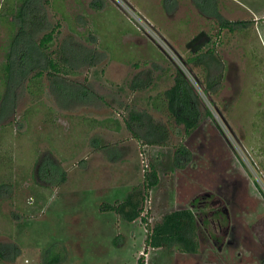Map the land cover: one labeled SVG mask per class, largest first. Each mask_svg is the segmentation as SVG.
<instances>
[{
  "label": "rangeland",
  "instance_id": "1",
  "mask_svg": "<svg viewBox=\"0 0 264 264\" xmlns=\"http://www.w3.org/2000/svg\"><path fill=\"white\" fill-rule=\"evenodd\" d=\"M24 1L0 0V63L12 37L7 17L12 19L11 12ZM111 1L125 14L118 1ZM126 1L173 48L164 33L179 38L190 31L184 21H178L183 7L174 20L177 24L168 23V30L160 32ZM187 5L194 32L204 29L212 34L209 47H214L224 62L213 64L212 75L218 78L222 74L223 78L211 97L202 78L195 75L200 74L199 69H183L204 100L203 117L190 133L183 126L170 124L172 138L166 145L137 139L126 126L128 112L113 95L124 105L149 108V93L164 91L173 84V77L159 78L149 90L135 93L129 88L135 68H114L105 58L101 64L82 66L69 78L89 85L105 96L106 102L99 97L98 106L90 101L87 106L73 108L64 101L63 107L58 105L46 87V76L39 96L24 90V85L16 88V111L0 124L5 129V145L12 148L15 158L14 196L0 201V242L17 243L22 254L14 263L0 264H44L49 247L47 258L58 252L62 255L59 264H138L143 257L146 264H264V177L258 175L264 173V0H220L221 14L231 20H249L247 30L220 28L215 18L202 17L191 0ZM67 10L73 17L78 1L68 0ZM49 14L58 39L70 34L67 19H58L51 8ZM108 14L100 29L108 28ZM72 24L77 31L78 26L84 29L78 20ZM73 37L74 44L95 49L96 43L75 32ZM185 42L178 43L183 50L179 52L182 56L177 52L181 60L187 51ZM108 45L109 53L132 57L124 48L116 51L113 42ZM170 62L166 71L157 68L154 74L169 76L175 66L182 69L174 59ZM208 109L213 116L206 114ZM154 116L167 121L158 111ZM106 117L120 118L121 130L92 123ZM182 145L190 150L191 158L177 167L175 152ZM45 151L58 158L67 173L65 183L52 188L35 183L34 167ZM152 164L158 167L160 183L150 189L142 217L130 222L113 210L102 209L103 203L121 202L135 185L143 184ZM182 208H191L197 215L198 252L151 246L146 238L152 226L167 212Z\"/></svg>",
  "mask_w": 264,
  "mask_h": 264
},
{
  "label": "trees",
  "instance_id": "2",
  "mask_svg": "<svg viewBox=\"0 0 264 264\" xmlns=\"http://www.w3.org/2000/svg\"><path fill=\"white\" fill-rule=\"evenodd\" d=\"M201 12L215 18L220 28L229 30H247L251 25L249 20H231L224 17L219 9L220 0H193ZM44 3L37 0H25L7 17V23L12 31V37L5 48V59L0 63V124L16 111V88L24 85L34 96L44 92L42 78L47 77L49 89L58 105L73 108L78 104L92 101L100 97L96 91L86 84L69 78L75 75L82 66L97 65L103 57L97 49H88L84 44H74L73 34L58 39L57 26L49 20ZM10 14V13H9ZM183 61L190 70L199 69L201 82L206 92L213 97L217 94L220 78L212 75V66L224 65L214 47L205 51L190 54ZM78 69V70H77ZM173 84L153 97V106L166 115L167 121L156 119L151 113L129 112L127 126L137 139L146 144L166 145L171 141L172 123L183 126L186 133L196 129L203 117V99L186 73L175 66ZM193 72V71H192ZM197 77V78H198ZM200 78V79H201ZM2 83V84H1ZM151 81L140 80L134 76L129 82V88L139 89L148 87ZM212 102L216 103L212 98ZM220 110V109H219ZM221 112V111H220ZM206 114L213 116L208 109ZM171 124V125H170ZM120 128H118L119 130ZM171 129V130H170ZM178 130V128L176 129ZM176 133H180V130ZM5 129L0 125V201H8L15 193L13 167L15 158L13 150L7 147ZM182 155L186 156L183 158ZM191 158V152L184 145L175 152L174 166L182 167ZM143 184L135 185L121 202L103 203L102 209L113 210L126 221H135L142 217L150 189L160 183L157 165L152 164L145 174ZM33 178L36 184L46 188L59 186L67 181V173L61 169L58 158L52 151L40 155L34 167ZM143 219H146L143 217ZM146 241L154 248H177L188 253L199 250L197 215L191 208H182L167 212L157 221L148 232ZM50 248L46 251L44 264H59L60 253L47 258ZM22 254L21 247L15 242H0V262L14 263ZM264 263V261H263ZM138 264H146L144 257Z\"/></svg>",
  "mask_w": 264,
  "mask_h": 264
},
{
  "label": "crops",
  "instance_id": "3",
  "mask_svg": "<svg viewBox=\"0 0 264 264\" xmlns=\"http://www.w3.org/2000/svg\"><path fill=\"white\" fill-rule=\"evenodd\" d=\"M38 1V0H37ZM44 3V8L47 11V14L50 16L49 11L50 8L53 9V12L58 13V19H67L70 28V34L77 33L78 36L84 37L87 41L96 43L95 49H97L100 53H102L103 57L100 59H107L110 61L109 65L121 66V67H133L135 69L133 72V77L138 76L142 81H151L150 84H153L159 78L173 77L174 80V71L169 72V76H162L163 74H159L156 76L154 74V70L159 68L162 71H166L169 67H171L172 63L170 62L169 55L164 51V49L156 43L154 40L150 42V39L145 37L141 31H139L129 19L126 18L125 14L122 10L111 0H77L78 1V12L73 14V17H70V13L68 12V0H39ZM136 8H138L146 17H148L154 24H156L157 28L161 31H166L165 27L168 26V23H174L176 21V16H178L180 9L183 7L184 14L182 18H178V21L183 22L184 26H188L190 31L188 33H183L179 36V38L175 35H168L164 33L167 39L172 41V45L174 48H177V52L183 53L178 47V43L185 42V47H187V51L183 55L188 57L190 54H196L199 51H205L206 47L208 49L210 42H212V34L210 31H206L204 29L198 30L194 32V20L192 19L193 15H189L188 12V3L190 0H129ZM51 2L50 4H48ZM191 2L194 4L193 0ZM195 5V4H194ZM50 6V7H48ZM196 7V5H195ZM199 13L202 17H210L207 14L200 11L197 7ZM181 12V11H180ZM110 16L109 18V26L108 28H101L102 23L106 20V14ZM48 16V17H49ZM50 18V17H49ZM76 18V19H75ZM170 18V19H168ZM78 20V25H84V29L81 30L78 26V31L76 30V26L72 24V22ZM94 23V24H93ZM181 24V26H183ZM73 32V33H71ZM168 32V31H167ZM170 34V33H169ZM190 34V35H189ZM202 36L195 40L199 35ZM150 38V37H149ZM173 38V39H172ZM182 39V40H181ZM195 40L193 43L192 41ZM174 41V42H173ZM114 44L116 51L118 48H124L131 58H124L122 56H118L116 54L109 53L110 43ZM182 44V43H181ZM98 46V47H97ZM97 47V48H96ZM113 47V46H112ZM113 47V51H114ZM153 49V50H151ZM205 49V50H204ZM153 52V55L151 54ZM115 52V51H114ZM159 53V54H158ZM179 53V54H180ZM168 55V56H167ZM182 56V54H180ZM158 57V58H157ZM114 60L113 63L110 60ZM98 62V64L101 62ZM168 65V66H167ZM175 68V67H174ZM151 89V88H150ZM149 90V87L134 89L135 93H141L142 91ZM163 92V91H162ZM161 93L160 91H155L154 93H149V108L140 109L135 105H124L123 101L120 99L117 100L116 95L115 100L119 104V106L125 107V110L128 112V116H125L124 119L127 121L129 118V112L132 111H140V112H148L154 116L155 111L160 112L153 106V97H156ZM99 99L94 98L91 101V104L97 103L99 104ZM89 102L80 103V106H87ZM155 118V116H154ZM131 120V119H130ZM98 123L101 126L113 128L115 130H121L122 122L120 118L116 117H106L101 120L93 119L92 123ZM127 126V122H126Z\"/></svg>",
  "mask_w": 264,
  "mask_h": 264
},
{
  "label": "built area",
  "instance_id": "4",
  "mask_svg": "<svg viewBox=\"0 0 264 264\" xmlns=\"http://www.w3.org/2000/svg\"><path fill=\"white\" fill-rule=\"evenodd\" d=\"M120 3L121 8L124 10L129 21L143 33L149 35L151 38L155 39L156 42L164 49V51L169 55L170 58L174 59L177 65L182 67L186 72H189V68L183 60L180 59L177 51L168 43V41L160 35L158 30L147 21L142 15H140L135 8L126 0H116ZM183 70V71H184ZM189 70V71H188ZM191 80V79H190ZM195 86V85H194ZM206 94V92H205Z\"/></svg>",
  "mask_w": 264,
  "mask_h": 264
},
{
  "label": "water",
  "instance_id": "5",
  "mask_svg": "<svg viewBox=\"0 0 264 264\" xmlns=\"http://www.w3.org/2000/svg\"><path fill=\"white\" fill-rule=\"evenodd\" d=\"M201 36H202V34L199 35L197 38H195V40L198 39V38H200ZM195 40H193L192 43H193Z\"/></svg>",
  "mask_w": 264,
  "mask_h": 264
},
{
  "label": "clouds",
  "instance_id": "6",
  "mask_svg": "<svg viewBox=\"0 0 264 264\" xmlns=\"http://www.w3.org/2000/svg\"><path fill=\"white\" fill-rule=\"evenodd\" d=\"M258 175H261L262 177H264V173H258Z\"/></svg>",
  "mask_w": 264,
  "mask_h": 264
}]
</instances>
